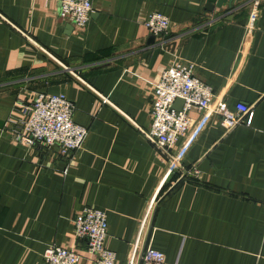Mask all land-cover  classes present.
<instances>
[{"label": "crops", "instance_id": "obj_1", "mask_svg": "<svg viewBox=\"0 0 264 264\" xmlns=\"http://www.w3.org/2000/svg\"><path fill=\"white\" fill-rule=\"evenodd\" d=\"M92 3L90 23L78 31L53 0H0V120L38 93H62L76 107L75 123L89 131L70 161L57 149L15 141L9 126L2 132L0 264H47L54 244L77 247L79 264H97L75 236L74 219L88 208L106 213V247L116 264H129L149 203L172 187L142 246L169 263L264 264V0H233L214 11L206 10L209 0ZM156 12L171 20L176 46L151 64L148 42L162 40L145 22ZM176 62L194 65L230 108L251 107L254 120L227 132L220 117L193 110L173 167L145 133L153 85Z\"/></svg>", "mask_w": 264, "mask_h": 264}, {"label": "built area", "instance_id": "obj_2", "mask_svg": "<svg viewBox=\"0 0 264 264\" xmlns=\"http://www.w3.org/2000/svg\"><path fill=\"white\" fill-rule=\"evenodd\" d=\"M57 2L60 18L71 22L75 29L84 31L93 14L92 0H53ZM257 13H253L246 25L251 37L256 29ZM145 26L163 45L171 44V20L161 14L148 16ZM150 109L151 127L145 133L148 140L170 158L173 167L178 165L174 147L184 138L194 125L192 111L204 116L220 117L227 132L239 125L250 127L254 120V111L242 103L233 109L226 101L215 96L211 86L194 74V65L180 62L173 63L161 73L160 79L153 85ZM178 99L184 101L180 110L174 109ZM76 107L65 94L38 93L28 105H19L7 122V127L15 141L31 149H57L56 154L70 161L83 147L89 131L74 121ZM151 200L143 219L140 237L132 245L129 264H178L169 263L165 255L158 250L146 247L141 257L143 246L141 238L151 215L158 203ZM77 241H87L86 255L95 257L97 264H116L117 255L106 247L109 234L107 215L100 209H84L74 219ZM44 259L47 264H79L81 259L77 247L49 246ZM138 261V263H139ZM137 263V264H138Z\"/></svg>", "mask_w": 264, "mask_h": 264}, {"label": "water", "instance_id": "obj_3", "mask_svg": "<svg viewBox=\"0 0 264 264\" xmlns=\"http://www.w3.org/2000/svg\"><path fill=\"white\" fill-rule=\"evenodd\" d=\"M233 0H209L208 5L206 6V10L208 11H214L215 8L221 9L225 4H229V2H232ZM68 30L72 33L73 32V26H68ZM176 43L163 45L162 42L156 43V39L153 38L150 42H148L149 50L144 54V59H151V64H154L157 60V58L160 56L162 51H173L175 49ZM184 101L181 99H178L176 103L174 104V109L180 110L182 108ZM7 121L0 120V136L3 131L7 130ZM172 187L168 192H166L161 199L158 201L154 212L156 211L157 207L159 206L161 200L173 189ZM153 212V213H154ZM150 231V228L148 229ZM148 231V232H149ZM147 232V233H148ZM149 234V233H148ZM148 237V236H147ZM146 243V242H145ZM144 243L142 251H141V257L144 252L146 244ZM140 264V261L139 263Z\"/></svg>", "mask_w": 264, "mask_h": 264}]
</instances>
